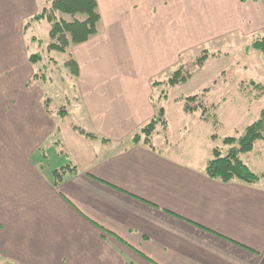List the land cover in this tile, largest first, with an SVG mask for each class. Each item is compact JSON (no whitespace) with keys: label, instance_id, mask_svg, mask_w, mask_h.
I'll return each mask as SVG.
<instances>
[{"label":"crops","instance_id":"crops-1","mask_svg":"<svg viewBox=\"0 0 264 264\" xmlns=\"http://www.w3.org/2000/svg\"><path fill=\"white\" fill-rule=\"evenodd\" d=\"M97 3L101 32L71 49L84 120L70 129L94 142L85 153L53 142L65 121L29 86L42 62L30 61L26 27L47 2L0 0V264H264V173L250 184L210 177L213 128L180 145L167 120L150 144L134 139L183 54L263 29L264 3ZM192 134L203 153L183 151Z\"/></svg>","mask_w":264,"mask_h":264},{"label":"rangeland","instance_id":"rangeland-1","mask_svg":"<svg viewBox=\"0 0 264 264\" xmlns=\"http://www.w3.org/2000/svg\"><path fill=\"white\" fill-rule=\"evenodd\" d=\"M45 1L49 6L50 1ZM256 1L264 3V0H261L263 2L250 0V2ZM254 15H256L255 11ZM29 21L31 25L26 27L29 50L31 53L36 54L37 52V55L43 59L39 67L43 69L45 79H40L38 85L43 94H47L45 99L54 100L52 107L57 109L58 116L65 121L61 136L55 134L52 140L61 142L63 139L62 141H65L71 149L78 147L81 152L86 153L94 147V142L82 140L84 135L77 131L71 132L73 129H70L72 125L82 126L80 124L84 119L78 116L76 99H73L76 97L75 81L70 79L73 75L65 66L66 53L47 52L46 47L51 40L49 35L51 24L47 19ZM33 37L36 38L33 39ZM256 40H260V44L264 45V28L249 35L233 33L227 38L205 42L181 57L180 67H186L190 72L186 82L176 86L156 85L154 100L166 110L165 116L174 135L173 138H169L172 142L180 140L176 143H181L180 145L188 143L189 130L193 134L203 135L204 132L211 131L213 128L216 134L213 139L215 148L217 147L223 155L238 148V138L245 134L249 125L261 118L264 110V51L254 48L253 42ZM173 73L174 71L164 76L163 80H168ZM255 84L260 85L255 86ZM164 88L167 99L160 97ZM194 95L203 96L206 116L203 115L202 109L191 113L185 112L186 98ZM197 137L193 135L195 144L184 148V152L193 153L195 151L198 154L201 151L203 153ZM231 137L234 139L226 140ZM52 149L48 152L46 167L57 164L54 158L55 150ZM239 157L250 165L254 172L263 174L264 139L256 142L253 151L241 153Z\"/></svg>","mask_w":264,"mask_h":264},{"label":"trees","instance_id":"trees-1","mask_svg":"<svg viewBox=\"0 0 264 264\" xmlns=\"http://www.w3.org/2000/svg\"><path fill=\"white\" fill-rule=\"evenodd\" d=\"M48 1H50V5L46 6L31 20H41L45 18L51 24L49 33L51 40L47 49L49 51L54 50L66 53L67 60L65 66L69 73L73 75L70 79L76 82L75 79L79 75V68L70 49L74 44L85 42L101 32V14L97 0ZM260 43V40H256L253 42V46L256 49L258 48L264 51V45ZM41 58L42 57L37 55V53L30 55V61L32 63L43 62ZM183 69H186V67H179L175 70L173 75L167 80V83L171 86H176L186 82L190 76V72L187 69V71ZM42 71L43 69L36 71L33 78L29 81V86L38 83L40 79H45V74ZM259 85L260 84H255V86ZM53 101L52 98L44 99V106L50 114L59 115L58 111H56L57 109H55L54 106L52 107ZM203 103L204 100L202 95L187 97L184 103V110L187 113H191L202 109L203 115L206 116V109ZM167 124L168 121L165 116V108L161 107L155 117L140 129L134 139L137 141L138 137H144L145 143L150 144L152 137L157 133L159 128L161 131L167 127ZM230 139L234 138L231 137L226 140L228 141ZM261 139H264V110L262 111L261 118L249 125L245 130V134L238 138V148L232 149L230 153L225 155H223L217 147L214 149L213 159L209 161L207 166V174L224 183L235 180L250 184L258 181L260 176L251 170V168L239 157V154L253 151L256 142ZM54 174L56 181L62 179V171L56 170Z\"/></svg>","mask_w":264,"mask_h":264}]
</instances>
